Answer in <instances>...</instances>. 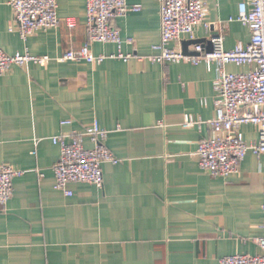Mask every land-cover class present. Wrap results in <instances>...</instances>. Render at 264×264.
Listing matches in <instances>:
<instances>
[{"label":"crops","instance_id":"0c3cea01","mask_svg":"<svg viewBox=\"0 0 264 264\" xmlns=\"http://www.w3.org/2000/svg\"><path fill=\"white\" fill-rule=\"evenodd\" d=\"M241 1L206 0L208 28L198 25L194 39L182 36L169 47L191 52L201 43L208 50L220 30L225 50L246 44L248 29L227 21L237 17ZM7 2L0 0V49L6 54L27 50L56 58L87 42L86 0H56L58 26L26 40L10 29L16 24ZM126 2L141 8L113 21L120 47L93 42L89 49L143 59L12 65L0 75V164L23 171L0 208V264H220L223 256L260 253L256 156L247 152L238 172L225 177L202 170L195 156L215 116L218 64L150 62L146 56L160 37V4ZM185 114L198 123L182 126ZM94 122L109 131L104 144L118 162L101 165V187L69 183L67 196L54 187L60 147L52 138L68 141ZM239 131L246 142L257 140L256 126L243 124ZM83 145L93 146L87 136Z\"/></svg>","mask_w":264,"mask_h":264},{"label":"built area","instance_id":"2783aa9c","mask_svg":"<svg viewBox=\"0 0 264 264\" xmlns=\"http://www.w3.org/2000/svg\"><path fill=\"white\" fill-rule=\"evenodd\" d=\"M160 4V37L158 43L151 46L146 58L150 62L166 64L169 62L203 63L207 68L216 62L217 77L213 81L215 94V116L209 120L210 134L203 137L197 145L195 156L198 166L213 177H225L237 173L240 163L247 152L251 151L259 161L262 174V234L256 239L260 249L258 255L233 254L223 256L220 264H264V0H242L238 4L236 18L250 34L246 44L238 42L232 50L224 49V33L219 31L210 38V48L195 43L191 52L173 50L172 41L182 36L194 39V29L201 25L208 28L206 19V0H156ZM16 30L22 40L39 31L55 28L59 24L56 0H8ZM139 4H128L126 0H86L85 26L87 42L78 50H68L61 56L33 55L27 50L23 53L6 54L0 49V75L12 65L24 66L37 64L43 66L51 61H84L99 64L106 58H115L127 62L133 58L143 59L135 53L94 55L89 49L93 42L113 43L120 47L122 39L119 30L113 26L117 17L140 10ZM73 28V22H67ZM231 63L247 69L227 72L225 65ZM68 124L69 121H62ZM192 115L183 116L182 126L197 124ZM163 125L162 122H159ZM251 124L258 128L257 140L248 143L243 139L239 127ZM109 131L101 128L97 122L82 133L65 140L55 136L52 142L60 147L57 161L52 165L55 176L54 187L70 196L69 183H89L97 187L103 185L101 165L105 162L116 164L118 159L104 144ZM87 136L93 144L91 148L83 145ZM23 174L8 164H0V208L4 209L12 195L15 177Z\"/></svg>","mask_w":264,"mask_h":264}]
</instances>
